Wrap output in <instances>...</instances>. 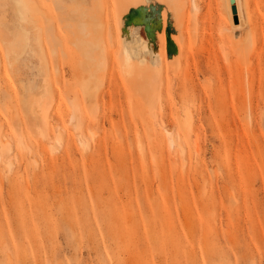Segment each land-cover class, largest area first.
I'll use <instances>...</instances> for the list:
<instances>
[{
	"label": "rangeland",
	"instance_id": "rangeland-1",
	"mask_svg": "<svg viewBox=\"0 0 264 264\" xmlns=\"http://www.w3.org/2000/svg\"><path fill=\"white\" fill-rule=\"evenodd\" d=\"M181 1L149 5L184 54L124 87L141 0H0V264H264V0L243 36Z\"/></svg>",
	"mask_w": 264,
	"mask_h": 264
},
{
	"label": "bare ground",
	"instance_id": "bare-ground-1",
	"mask_svg": "<svg viewBox=\"0 0 264 264\" xmlns=\"http://www.w3.org/2000/svg\"><path fill=\"white\" fill-rule=\"evenodd\" d=\"M154 1L156 2L157 0ZM149 2L150 0H141L139 4H133V5L129 4L123 6L122 10L118 13V18L115 20L114 30L116 33V41L114 44L116 45L115 46L116 49L111 51V54L113 57H115V55L118 54L120 58V65L117 73V78L119 82H121L120 84H122L124 87L129 85L133 80V78L135 77V75L138 72H141V70L149 69L150 71L157 73L158 71L162 70V68L164 69L167 68V56L169 59L171 58V56L174 55H176V58H179L185 52L184 45L180 43V41L176 39V37H174L171 33L169 35V39L174 46L175 53L172 55H168L167 33H166V41H165V32L169 24L166 25V20H165L166 17L163 11L160 13L159 19L157 20L160 23V29L154 30L153 40L147 38L146 34L143 35V37L135 38L134 33L140 29L143 30V28L140 26L124 25L125 16L128 14L129 10L137 9L139 7H144L148 11V9L151 6L149 5L150 4ZM176 2H177L176 6L178 11L182 10L183 2L181 0H176ZM224 2L226 6L227 21H228V26L225 28V30H230L231 31L230 33H240L241 36H243L245 32L251 31L250 27L253 26L252 23L253 20H252L251 12H249V10L246 7L245 1L234 0L235 2L234 7L236 9V14H233L231 12V8L228 4V0H224ZM16 3L18 9L21 12L25 10L24 8L25 2H23V0H16ZM192 8L194 11H197L195 2H193ZM235 18H237L238 21L237 24L233 23V20L235 21ZM76 27L78 32L80 33L85 30L84 22H81ZM83 53L86 59L88 60L87 61L88 65L90 67H95L93 65V62L90 61L89 57L91 56L89 55V50L85 48L83 50ZM148 61L150 63V66L148 65ZM149 79H151V75ZM60 136L64 138V135L61 132H60ZM177 143L178 141H175L174 139H170L171 146L176 144L179 148L182 149V146L179 143L178 144ZM88 145L89 144L87 141L83 143V146L85 147H88ZM11 164L12 163L10 162L9 165Z\"/></svg>",
	"mask_w": 264,
	"mask_h": 264
},
{
	"label": "water",
	"instance_id": "water-1",
	"mask_svg": "<svg viewBox=\"0 0 264 264\" xmlns=\"http://www.w3.org/2000/svg\"><path fill=\"white\" fill-rule=\"evenodd\" d=\"M159 15H160L159 10L154 5H151L148 11L144 7L131 9L129 10L128 14L125 16L124 25L125 26L133 25V26L142 27L147 38L153 40L154 30L160 29V23L157 21L159 19ZM166 33H167V53L168 55H172L175 53V49L169 39V35L171 34V29L169 26L166 29Z\"/></svg>",
	"mask_w": 264,
	"mask_h": 264
}]
</instances>
